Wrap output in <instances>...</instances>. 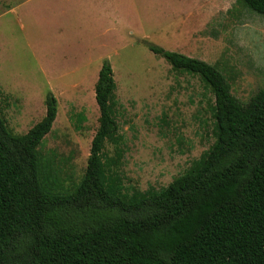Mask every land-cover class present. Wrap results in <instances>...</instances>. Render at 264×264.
Segmentation results:
<instances>
[{
	"label": "rangeland",
	"instance_id": "obj_1",
	"mask_svg": "<svg viewBox=\"0 0 264 264\" xmlns=\"http://www.w3.org/2000/svg\"><path fill=\"white\" fill-rule=\"evenodd\" d=\"M202 2L0 0V107L9 131L23 135L40 121L52 92L58 114L40 151L61 182H78L99 127L95 85L109 60L120 137L105 153L119 158L114 168L127 188L167 186L215 141L213 96L147 42L216 64L243 102L264 87V15L225 0L199 25Z\"/></svg>",
	"mask_w": 264,
	"mask_h": 264
},
{
	"label": "trees",
	"instance_id": "obj_2",
	"mask_svg": "<svg viewBox=\"0 0 264 264\" xmlns=\"http://www.w3.org/2000/svg\"><path fill=\"white\" fill-rule=\"evenodd\" d=\"M264 15V0H238ZM173 70L213 96V144L159 189H129L105 153L118 143L117 83L104 60L95 85L99 127L78 182H62L40 151L56 96L25 134L0 107V264H264V87L247 102L216 64L151 42Z\"/></svg>",
	"mask_w": 264,
	"mask_h": 264
},
{
	"label": "crops",
	"instance_id": "obj_3",
	"mask_svg": "<svg viewBox=\"0 0 264 264\" xmlns=\"http://www.w3.org/2000/svg\"><path fill=\"white\" fill-rule=\"evenodd\" d=\"M31 1V0H30ZM203 1L202 4L199 3L197 6H199V11L201 17L199 18V25H205L210 18V12L211 10H220L221 8L226 7L225 0H201ZM17 6V5H16ZM13 12L15 11L14 7L11 9Z\"/></svg>",
	"mask_w": 264,
	"mask_h": 264
}]
</instances>
